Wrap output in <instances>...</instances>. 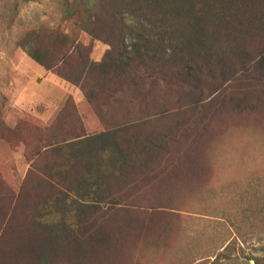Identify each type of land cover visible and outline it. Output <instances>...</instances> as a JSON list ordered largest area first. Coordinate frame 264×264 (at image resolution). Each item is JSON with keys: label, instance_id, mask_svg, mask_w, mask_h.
<instances>
[{"label": "rangeland", "instance_id": "374dc122", "mask_svg": "<svg viewBox=\"0 0 264 264\" xmlns=\"http://www.w3.org/2000/svg\"><path fill=\"white\" fill-rule=\"evenodd\" d=\"M67 1L0 0V264H254L264 255V12H242L251 2L213 3L205 18L193 2L185 47L155 14L121 15L122 60L135 45L153 59L184 61L197 39L206 56L197 76L179 83L166 69L175 85L144 86L137 112L123 110L122 121L150 113L144 134L167 135L145 168L125 170V152L111 147L125 131L78 138L116 118L102 125L80 86L62 76L77 77L85 58L99 62L109 48L84 32ZM38 30L52 68L29 55ZM194 77L199 85L186 82ZM109 181L119 195L102 204Z\"/></svg>", "mask_w": 264, "mask_h": 264}, {"label": "trees", "instance_id": "16d2710c", "mask_svg": "<svg viewBox=\"0 0 264 264\" xmlns=\"http://www.w3.org/2000/svg\"><path fill=\"white\" fill-rule=\"evenodd\" d=\"M23 1L34 2L38 0ZM242 1L251 2L253 4L249 5L248 9L243 8L242 12H257L259 10L264 12V0H191L183 3H176L177 1L174 0L67 1V4L71 5L70 14L74 13L76 16L81 13L82 29L84 32L95 38L103 40L109 45V48L106 50L101 61L94 62L85 58L77 77L67 76L62 73L64 78L69 79L80 86L85 93L84 95L88 104L97 116L98 120L102 122V125H108V127L101 131L102 133L100 134H96L94 136L81 134L78 138L80 137L83 142H88L101 136V134H104L107 131L114 136L116 134L121 135V133L125 131V133L119 136V138L116 136V138L113 137L114 145L111 147H117L119 150H123L125 152V155L127 156L126 163L124 164L125 170L127 168H145L147 165L146 160L150 156V153L161 149L163 146L162 143H160L161 140H159V138L167 135L160 133L156 129H154L155 131L144 134V128L152 123L153 117L151 118L150 113L139 111V114H135L125 121L118 118L122 115L123 110L129 108V111H134L136 109L135 101L138 100L140 91H143L144 86L156 87L161 83H164L165 85H175L173 82L171 83L169 81L170 77L164 73L166 69L170 71L171 75L176 76V78L179 79L177 80L179 83H185V80L180 76L182 74L193 75L192 73H194V76H197V74L201 72V62L206 60L203 44H199L200 41L202 43V39H197V44H191L189 49H185L184 52L180 54L182 57L186 56L184 61L172 59L176 56L173 53H163L153 59L152 57H148L147 53L142 52L141 49L135 45L130 52H125L127 55L130 54L126 57L127 59H120L119 47L124 41L126 36L125 33L127 31V26L121 17L124 12L131 11L145 14L153 13L155 14L154 17H160L161 19L166 20L170 23V27L167 29H172L171 35L173 37L171 36L170 38L179 40L180 44L185 47L188 44L187 34L193 30V26L191 24L188 25L187 23V20L191 19V16L193 15V2L199 3L201 6L203 5L204 10L206 11V18L208 11H211L214 6L213 3H220L222 5H224V3H236L240 7ZM75 7H77V9L81 7L82 10L78 9L77 11H74ZM218 10L219 13L222 12L221 9ZM225 18L226 16L221 17L222 20ZM230 23L232 24V22ZM202 30L204 31L203 28ZM221 30L222 26H219V38L215 45H218L220 48L217 49L221 50V53H224V50L221 49L223 48L224 43V37ZM236 30L237 28L234 25L231 32H235ZM39 35V30L32 33L31 39L33 42H31L32 48L30 51L28 50L29 55L40 64L45 65L48 68H52V65H49L48 61L44 59L45 57L43 50H41L42 45L39 40ZM57 36L60 37V33H58ZM61 36L66 40V35L62 34ZM75 46H73V48ZM234 50H232V53ZM165 52L167 51L165 50ZM209 52L210 48L208 47L207 53ZM69 53L63 57L61 63L64 62L67 65ZM251 61L252 60H247L243 62L240 69H246V62L250 63ZM261 62L264 64V56H261ZM221 63L222 62L219 61L216 65H211V67H216ZM54 66L57 67L58 65ZM113 67H116L115 71H113ZM221 71L226 72V69L222 67ZM194 79L196 82L195 84L192 81L186 82H190L195 86L199 85L200 79L196 77H194ZM124 91H131L134 92V94L128 97L124 95ZM100 93L105 94V98L102 103L96 104L94 99L97 94ZM118 94H121L122 98L128 97L129 100L127 99V102L124 101L123 104L119 103L117 104L118 107H115V104L112 103L115 102ZM192 104L193 108H195V103ZM134 112H137V110ZM157 113L158 111L154 112V116L160 115L162 110H160L158 114ZM105 116H113L116 118V121L113 123L107 122L106 125L103 121V117ZM147 142L149 143L148 145ZM163 144H165V142H163ZM120 182H124V179L121 178ZM107 183L108 188L101 199L102 204H104L107 199H114L117 197L120 191V188L115 185L118 182L109 181ZM253 259L254 264H259L260 261H264V255L254 257Z\"/></svg>", "mask_w": 264, "mask_h": 264}]
</instances>
